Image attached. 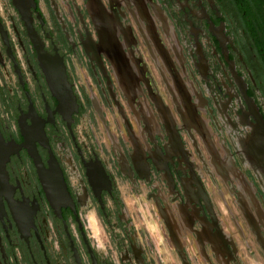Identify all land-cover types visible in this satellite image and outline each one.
<instances>
[{
    "label": "flooded vegetation",
    "instance_id": "obj_1",
    "mask_svg": "<svg viewBox=\"0 0 264 264\" xmlns=\"http://www.w3.org/2000/svg\"><path fill=\"white\" fill-rule=\"evenodd\" d=\"M0 264H264V0H0Z\"/></svg>",
    "mask_w": 264,
    "mask_h": 264
}]
</instances>
